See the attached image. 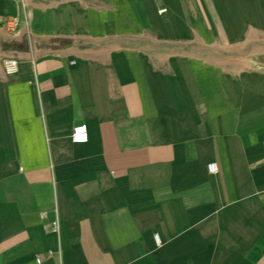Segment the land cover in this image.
Instances as JSON below:
<instances>
[{
	"label": "crops",
	"instance_id": "crops-1",
	"mask_svg": "<svg viewBox=\"0 0 264 264\" xmlns=\"http://www.w3.org/2000/svg\"><path fill=\"white\" fill-rule=\"evenodd\" d=\"M244 2L0 0V264H264V80L157 53Z\"/></svg>",
	"mask_w": 264,
	"mask_h": 264
},
{
	"label": "rangeland",
	"instance_id": "rangeland-1",
	"mask_svg": "<svg viewBox=\"0 0 264 264\" xmlns=\"http://www.w3.org/2000/svg\"><path fill=\"white\" fill-rule=\"evenodd\" d=\"M246 7H240L239 13L244 19L249 20V26L243 34L246 41L243 45H238L243 40L228 39V32L225 28L215 33L216 29L210 30L207 23L203 24L205 31L196 32L191 40H183L174 43L160 42L157 45L159 63H165L167 54H189L187 58L202 60L210 64L221 66L225 72H235L237 70H248L250 73L261 77L264 80V0H245ZM230 20V16L224 17ZM0 26L8 33H16L20 30L28 34L26 21L19 16L6 15L1 18ZM261 27V28H259ZM212 28V27H210ZM221 29V28H220ZM199 35H208L210 38L200 40ZM1 43V38H0ZM220 46L228 49H220ZM237 45V46H236ZM0 61V64L2 62ZM19 61V60H18ZM19 63V62H18ZM245 64V65H242ZM2 67V65H1ZM3 70V68H2ZM236 73V72H235Z\"/></svg>",
	"mask_w": 264,
	"mask_h": 264
},
{
	"label": "built area",
	"instance_id": "built-area-1",
	"mask_svg": "<svg viewBox=\"0 0 264 264\" xmlns=\"http://www.w3.org/2000/svg\"><path fill=\"white\" fill-rule=\"evenodd\" d=\"M160 13L164 12V9L159 11ZM18 59L15 57H6L2 59L1 65L3 68V74L6 77H11L13 74L17 72L18 68ZM71 141L75 144H84L88 141V131L85 124H78L72 129L71 133ZM207 169L209 173H215L216 172V166L214 163H210L207 165ZM40 217L44 218L45 213H40ZM49 230L53 234L58 233L59 225L57 218H54L49 222ZM156 242L159 243L157 236L155 237ZM37 262H39V259H37Z\"/></svg>",
	"mask_w": 264,
	"mask_h": 264
},
{
	"label": "bare ground",
	"instance_id": "bare-ground-1",
	"mask_svg": "<svg viewBox=\"0 0 264 264\" xmlns=\"http://www.w3.org/2000/svg\"><path fill=\"white\" fill-rule=\"evenodd\" d=\"M0 30H1V31H4V30H2L1 28H0ZM242 43H243V42H242ZM240 45H241V44H240ZM242 65H244V64H242ZM2 71H3V70H2Z\"/></svg>",
	"mask_w": 264,
	"mask_h": 264
}]
</instances>
